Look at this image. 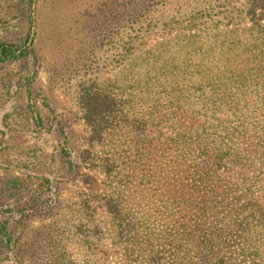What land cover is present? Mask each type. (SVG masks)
<instances>
[{
    "label": "rangeland",
    "instance_id": "rangeland-1",
    "mask_svg": "<svg viewBox=\"0 0 264 264\" xmlns=\"http://www.w3.org/2000/svg\"><path fill=\"white\" fill-rule=\"evenodd\" d=\"M16 2L0 0V41L25 36L28 25ZM237 4L236 0H36L34 54L0 62V235L4 239L0 238V264H143L110 246L97 247L94 258L89 239L73 228L78 200L95 198L101 205L109 196L125 195L134 212L142 206L151 215L154 209L147 224L157 233L166 224L169 209L155 198L152 202L151 176L172 174L174 161L185 160L179 147L145 140L142 152L149 153L141 164L140 144L131 142L123 131L101 138L91 134L81 96L95 91L101 94L100 102L113 99L112 112L119 118L124 101L138 98L139 56L152 47L166 56L175 53L180 66L224 63L220 50H232ZM185 51L198 57L185 59ZM204 52L208 57L202 58ZM227 62L232 64V58ZM127 85L134 89H126ZM217 97L208 102L207 110H216L221 118L228 114L232 121V110ZM250 106L235 111L236 116L244 113L240 121L248 123V130L259 125ZM233 140L232 157L224 154L228 150L223 147L217 149L220 156L210 161L214 178L219 179L207 185L224 199L209 224L219 230L217 252L227 264H264L260 235L264 146L255 139L247 141L241 133ZM77 146L87 152L71 181L74 175L65 160L69 154L73 157ZM226 168L232 170L226 173ZM227 174L233 178L231 185L224 180ZM243 221L245 230L240 227ZM89 226L84 221L81 229L85 232ZM226 228L233 230L227 239ZM250 239V250H259L252 252L253 260L241 254L243 243Z\"/></svg>",
    "mask_w": 264,
    "mask_h": 264
},
{
    "label": "trees",
    "instance_id": "trees-1",
    "mask_svg": "<svg viewBox=\"0 0 264 264\" xmlns=\"http://www.w3.org/2000/svg\"><path fill=\"white\" fill-rule=\"evenodd\" d=\"M236 1L235 15H232V50H220L219 59L224 63L180 66L176 64L175 53L166 56L162 49L152 47L139 56L141 79L135 88L138 98L134 102L124 101L125 110L119 118L112 112L113 99L100 102L101 94L95 91H86L81 96L84 119L91 134L101 138L104 133L123 131L131 142L140 144L142 149L137 155L141 157V164L146 163L149 153L142 152L145 140L179 147L185 160V163L174 161L172 174L151 176L149 183L154 185L155 192L152 202L155 198L163 208L169 209L166 224L157 233L147 224L154 209L151 215L144 213L142 206L134 212L127 207L125 195L102 198L101 205L95 198L78 200L73 228L79 236L89 239L94 258L97 247L110 246L121 249L134 263L141 260L143 264H227L225 257L217 252L219 230L214 228V223L209 224L224 199L217 197L207 185L219 179L214 178L210 161L220 156L217 149L223 147L228 150L224 154L232 157L233 139L239 133L247 141L255 139L257 145L264 146V0ZM35 2L17 0L16 8L21 9L28 28L22 40L0 41V62L19 61L34 54ZM185 54V59L198 57L196 52L185 51ZM201 55L206 58L209 53ZM231 58L232 64L227 62ZM126 89L134 88L127 85ZM217 96L228 111L232 110V121L228 114L221 118L215 114L216 110H207L208 102ZM249 104L259 117V125L248 130V123L240 121L244 113L236 116L235 111L241 112ZM73 151L74 158L69 154L65 160L74 175L71 181H75L80 162L85 160L81 157L87 150L77 146ZM226 169V173L232 170ZM227 175L224 180L231 185L233 178ZM46 209L51 211L50 206ZM84 221L90 225L85 232L81 229ZM240 227L245 230V221ZM232 231L224 229L225 239ZM260 235L264 238V232ZM0 238L4 240L1 235ZM250 242L251 239L243 243L241 254L253 260L252 252L259 250H250ZM66 243L65 240L61 246Z\"/></svg>",
    "mask_w": 264,
    "mask_h": 264
}]
</instances>
